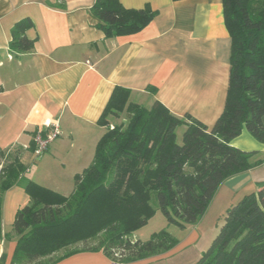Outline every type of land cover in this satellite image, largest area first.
Masks as SVG:
<instances>
[{
	"label": "trees",
	"instance_id": "trees-1",
	"mask_svg": "<svg viewBox=\"0 0 264 264\" xmlns=\"http://www.w3.org/2000/svg\"><path fill=\"white\" fill-rule=\"evenodd\" d=\"M222 1L231 37L230 77L224 112L212 129L190 115H173L158 101L150 108L134 103L132 91L117 86L98 121L106 132L94 160L75 176L68 197L25 177L30 167L22 163L23 147L11 158L6 157L11 148L0 149V238L16 240L11 264H58L84 252L133 264L167 253L179 241L165 230L147 242L129 236L157 210L181 230L197 225L227 180L263 163L254 160L257 152L231 143L246 129L264 144V0ZM91 12L107 38L137 34L156 17L149 6L126 9L119 0H94ZM33 27L31 19L15 24L11 54L32 52L35 41L27 31ZM123 113L127 124L111 129L110 120ZM28 150L35 152L34 139ZM14 186L31 201L3 235V196ZM257 188L227 211L219 234L196 264H264V181ZM91 240L97 244L76 248ZM5 261L3 255L0 264Z\"/></svg>",
	"mask_w": 264,
	"mask_h": 264
},
{
	"label": "crops",
	"instance_id": "crops-1",
	"mask_svg": "<svg viewBox=\"0 0 264 264\" xmlns=\"http://www.w3.org/2000/svg\"><path fill=\"white\" fill-rule=\"evenodd\" d=\"M119 1L126 9L149 6L156 17L137 34L107 38L91 12L94 0H0V149L28 148L35 133L48 134L59 125L61 135L44 155L27 151L21 160L30 167L27 179L65 197L75 189V176L94 160L106 132L98 121L117 86L131 90L134 103L150 108L158 101L173 115H190L209 129L225 109L231 37L223 1ZM23 19L34 23L27 31L34 49L11 54L12 29ZM231 144L257 152L254 160L263 163L221 186L215 198L228 197L226 213L264 181V144L246 129ZM30 201L20 186L4 194L3 235ZM199 227H187L184 241L171 251L133 264H196L204 253L197 246ZM15 248V239L0 238L5 264H11ZM58 264L114 262L103 252H84Z\"/></svg>",
	"mask_w": 264,
	"mask_h": 264
},
{
	"label": "rangeland",
	"instance_id": "rangeland-1",
	"mask_svg": "<svg viewBox=\"0 0 264 264\" xmlns=\"http://www.w3.org/2000/svg\"><path fill=\"white\" fill-rule=\"evenodd\" d=\"M126 114L123 113L121 114L118 118H112L110 120V127L111 129L114 128L115 126H120V125H126L127 124V118ZM106 130V128H104ZM182 130V129H181ZM182 133V131H180ZM29 148V147H28ZM28 148H23L24 152L22 156L27 153ZM19 147L15 146L11 148L7 154L10 156H15L16 154H19ZM11 158V157H10ZM9 160V159H8ZM2 171V165H0V173ZM229 199L226 197L224 194L219 196L218 198H215L213 203L211 204L208 212L206 215L202 218V220L198 223L200 225L199 227V234L201 236V240L197 244L198 247L204 248V253L206 250L210 247L212 244L213 240L216 238V236L219 234V231L221 229L222 224L224 223V218L226 216V210L229 206ZM156 205V197L154 196V202ZM195 225H190L188 226L190 229ZM187 229V228H186ZM185 230H181L177 226L174 225H169L166 218L163 216V214L157 210L156 214L149 220L148 224L139 229L137 232H135V235L138 240L142 242H147L151 239V237L159 233L163 230L167 231L174 237L178 239L179 242L184 241V238L186 237V232ZM134 234V233H133ZM130 235L129 239L131 241L135 242V236ZM97 244V240H91L87 244H78L76 245V248H83V247H91ZM65 251H61L56 254V256H60L64 254ZM203 253V254H204Z\"/></svg>",
	"mask_w": 264,
	"mask_h": 264
},
{
	"label": "built area",
	"instance_id": "built-area-1",
	"mask_svg": "<svg viewBox=\"0 0 264 264\" xmlns=\"http://www.w3.org/2000/svg\"><path fill=\"white\" fill-rule=\"evenodd\" d=\"M61 135L59 125H52V131L46 136L42 135V132H38L34 138L36 144V150L34 152L36 157H41L49 149L50 145L56 141Z\"/></svg>",
	"mask_w": 264,
	"mask_h": 264
}]
</instances>
